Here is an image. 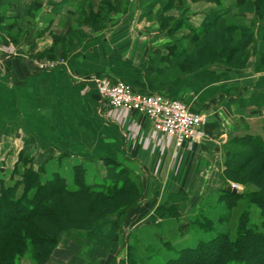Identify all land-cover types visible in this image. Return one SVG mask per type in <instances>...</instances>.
Wrapping results in <instances>:
<instances>
[{
	"label": "crops",
	"instance_id": "crops-1",
	"mask_svg": "<svg viewBox=\"0 0 264 264\" xmlns=\"http://www.w3.org/2000/svg\"><path fill=\"white\" fill-rule=\"evenodd\" d=\"M114 1L0 0V181L16 167L22 170L23 156L46 179L56 173L68 183L73 170L85 163L88 184L89 170L111 163L131 171L142 186L138 204L122 218L110 216L88 232L63 234L47 264H60L63 256H69L65 264H126L130 231L161 226L170 207L179 209L192 198L197 202H189L188 211L198 209L212 183L209 174L200 172L207 158V165L212 161L204 146L210 140L175 149L145 117L110 110L90 78L124 81L140 92L180 100L208 116L210 135L264 139V66L259 64L264 24L228 0L222 10L229 12L222 17L212 16L214 5L203 3L202 13L187 10V17H179L171 11L174 16L164 19L160 29L148 32L140 10L149 0H130L126 14L106 13L100 20L98 13L114 8ZM153 1V8H161L163 0ZM91 14L105 29L91 27L86 21ZM210 25L254 27L236 58L229 53L205 57L199 51L193 63L196 41ZM59 59L65 66L52 71L35 66ZM213 163L220 180L224 165ZM68 234H75L77 242L66 240ZM80 247L87 251L78 259L73 249Z\"/></svg>",
	"mask_w": 264,
	"mask_h": 264
},
{
	"label": "trees",
	"instance_id": "trees-1",
	"mask_svg": "<svg viewBox=\"0 0 264 264\" xmlns=\"http://www.w3.org/2000/svg\"><path fill=\"white\" fill-rule=\"evenodd\" d=\"M174 1L177 0H163L161 8H170ZM201 1L214 5L211 12L215 18L229 12L222 10L228 0ZM148 2V6L153 2V8L156 1ZM236 3L244 7L242 13L252 15L260 26L264 24V0ZM145 10L150 11L148 7ZM104 18L105 14L101 20ZM87 19L92 28H98L92 14ZM252 27L208 26L204 37L196 41L193 63L198 60L199 51L205 57L223 58L229 53L236 58L250 42ZM236 34L241 36L239 41ZM259 64L264 66V56ZM246 138L232 139L238 149L225 153V168L220 175L221 182L238 184L242 192L233 194L227 192L228 187H222L206 194L198 209L183 217L176 206L164 214V218L175 220L179 239L195 232L193 246L166 247L173 248V254L164 264H264V183L259 179L264 175V141L253 136ZM20 162L21 172L16 167L7 179L0 181V264H22L23 260L46 264L63 234L88 232L110 216L122 218L137 205L142 194L140 179L120 165L106 163L107 175L98 187L87 184L82 177L84 171L76 167L73 185L69 187L56 173L44 180V172L34 171L23 156ZM253 207L258 213L252 217ZM173 209L174 214L168 212ZM238 210L240 213L234 217ZM126 264H144L129 246Z\"/></svg>",
	"mask_w": 264,
	"mask_h": 264
},
{
	"label": "rangeland",
	"instance_id": "rangeland-1",
	"mask_svg": "<svg viewBox=\"0 0 264 264\" xmlns=\"http://www.w3.org/2000/svg\"><path fill=\"white\" fill-rule=\"evenodd\" d=\"M81 2V0H79ZM84 0H82L83 3ZM99 0H92V3H94V5H96L98 3ZM130 0H115L114 1V8H112L111 10L109 9L108 12L105 8L101 9L102 12V16L106 13H108L109 15L111 14H115L116 17H120L122 14H126L129 10V2ZM204 2H202L201 0H177L174 1L171 4L170 8H166V9H161L159 7H154L156 9H160L159 12L155 11L154 8H150V6L153 4V2H151L150 6H142L141 7V15L144 16L146 18L147 16V22H149V24H147V26H145L144 28L148 31V32H154L157 31L158 28L160 29L161 26L163 25V20L164 19H170L172 18L171 11L176 12L179 17H187V10L189 11V13H202L203 11V7H201V4H203ZM154 6V5H153ZM88 7V6H87ZM148 7V10L150 9L149 13H146L147 10H145V8ZM161 7V6H160ZM191 7H194L193 9ZM214 7V6H213ZM215 8V7H214ZM213 8V9H214ZM153 12V13H152ZM151 13L153 16H151ZM212 13V12H211ZM102 16L100 17V20L102 18ZM232 20H234V18H231ZM85 21V20H84ZM162 21V22H161ZM153 23V24H150ZM103 21H100V24H98V28L100 29H105L106 25H102ZM159 23V24H158ZM158 24V26H157ZM100 25V26H99ZM163 31V30H162ZM228 56H226L227 58ZM214 58V57H213ZM216 58V57H215ZM65 65H63L62 67H64ZM58 68V67H57ZM177 100V99H176ZM180 101V100H179ZM186 104V103H185ZM196 112V111H195ZM204 115L206 118L208 117L206 114H201ZM208 118H207V125L205 127V133L207 135V139L205 140V142L207 141H214V142H210L209 143H205L204 146L206 147L205 149L208 151V154L212 157L211 158V166L207 165L208 164V158H207V163L205 162V167L204 169H201L200 172H204L205 174H209L210 176V181L211 186L207 188V190H205V194H208L210 191H214L215 190H219L222 189V187H230L231 184L233 183H224L221 182L218 177L216 178L215 175L218 174V172H216L215 170L218 169V165L214 166V161L215 162H222V165H224V161H225V157L227 151L232 152V151H236L237 148V144H235L232 140L233 138L230 137H220V134H215V136H213V134H209V132H211L213 129L208 125ZM249 137V136H244V138ZM255 137V136H253ZM260 138V137H258ZM247 139V138H246ZM263 139V138H261ZM264 141V139H263ZM247 143L252 145V142L250 143V139H247L246 141ZM201 143V144H203ZM200 144V145H201ZM214 148L216 149V151H214ZM220 150V151H219ZM221 152V153H220ZM228 152V153H229ZM227 153V154H228ZM222 155H224V159L222 158ZM220 156V157H219ZM204 160V159H203ZM213 165V166H212ZM81 170L84 171V173L82 174V177H84L83 179L85 180V177L87 174L86 173V167H88L87 164L83 163L80 164V166H78ZM86 168V169H85ZM225 168V166H224ZM89 169H92L91 167H89ZM88 169V170H89ZM199 170V168H198ZM21 172V170H19ZM107 171L108 168L104 165V168H100L99 169H95V171L89 170V180L87 179V182L89 185H92L94 187H98L99 185L103 184V180L106 178L107 175ZM81 173V172H80ZM45 173H43V179L46 180V176L44 175ZM95 174V176H93ZM5 177V176H4ZM48 177V176H47ZM6 179L8 178L7 176L5 177ZM214 178V179H213ZM261 180V182L264 183V175L262 177L259 178ZM73 180L74 178H72L71 180L69 179L68 181V185L69 187H71L73 185ZM86 182V180H85ZM263 183H260L261 185H263ZM12 184V183H11ZM237 186H239L237 192H242L243 188L238 185L235 184ZM197 195V194H196ZM195 195V196H196ZM195 199H190L189 202L190 203H194ZM196 201V200H195ZM185 203L184 205L181 204L179 205V209H178V213L181 217H183L187 212H188V207H190V203ZM197 202V201H196ZM195 202V204H196ZM138 204V203H137ZM177 207V206H176ZM174 209L170 212L171 214H174ZM253 217V214H257V210L253 207L251 208L250 211ZM240 213V210H238L237 212H234V217L237 216ZM116 218V217H115ZM182 219V218H181ZM162 222L160 223L161 226H156L153 224H146L143 225L137 229H134L132 231L129 232V234L127 235V246L131 247L132 249H134L135 251H137V256L140 258V260H142V262L144 264H164L166 259L171 257V254H173L172 250L173 248H175L176 246H180L184 247V246H193V244H195V232L193 231V233L191 232L190 235L184 236L183 239H179V236L176 232V222L173 219H167L162 218ZM73 235V236H72ZM68 234L65 237L66 240H68L69 238L72 237L71 241L73 242H77V238L75 234ZM168 243V246L165 244ZM173 247V248H166V247ZM81 250L78 249H73V253L75 254L76 258L81 259L83 258V255L86 256V251H87V247H80ZM168 249V250H167ZM71 251H69V255H70ZM127 254V251H126ZM60 264H62L61 262H63V264L67 263L69 256H63L62 258H60ZM22 264H30L27 260H23ZM47 264V263H46ZM49 264H54V262L52 261Z\"/></svg>",
	"mask_w": 264,
	"mask_h": 264
},
{
	"label": "built area",
	"instance_id": "built-area-1",
	"mask_svg": "<svg viewBox=\"0 0 264 264\" xmlns=\"http://www.w3.org/2000/svg\"><path fill=\"white\" fill-rule=\"evenodd\" d=\"M63 65V59L41 60L35 63L39 71H52ZM89 81L94 85L100 100L110 110L145 117L156 133L173 141L177 150L192 148L207 139L204 130L207 118L182 101L140 92L124 81L96 77L90 78ZM230 188L237 191L239 186L231 184Z\"/></svg>",
	"mask_w": 264,
	"mask_h": 264
},
{
	"label": "water",
	"instance_id": "water-1",
	"mask_svg": "<svg viewBox=\"0 0 264 264\" xmlns=\"http://www.w3.org/2000/svg\"><path fill=\"white\" fill-rule=\"evenodd\" d=\"M231 190L227 188V192H230ZM233 194H235V191H232Z\"/></svg>",
	"mask_w": 264,
	"mask_h": 264
}]
</instances>
